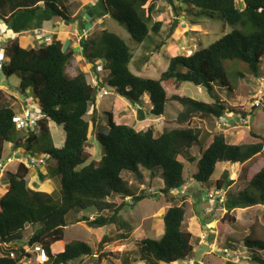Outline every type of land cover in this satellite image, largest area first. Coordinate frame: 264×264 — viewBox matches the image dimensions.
Listing matches in <instances>:
<instances>
[{
  "label": "trees",
  "instance_id": "1",
  "mask_svg": "<svg viewBox=\"0 0 264 264\" xmlns=\"http://www.w3.org/2000/svg\"><path fill=\"white\" fill-rule=\"evenodd\" d=\"M66 1L0 0V21L14 34L35 31L43 22L52 19L74 23L78 17L71 16ZM152 1L96 0L87 8L91 16H106L123 25L132 41L140 45L149 32L158 34L162 26L161 20H151ZM182 1L190 11L194 10L191 24L199 23L201 19H216L231 30L190 55L165 56L167 67L157 79L143 78L131 72L132 51L116 33L101 29L80 39L85 60L93 65L97 61L103 62L102 71L106 72L103 85L107 91L141 105L147 95L148 110L154 117L165 113L167 102L176 101L181 107L175 116L177 126L164 129L158 136L152 127L137 131L132 126L117 124L108 109L105 111V134H95L103 148L99 160L93 159L86 150L90 122L84 119L90 103L95 102L97 87L87 82L83 71L73 77L66 73L65 69L75 55L73 49H63V38H53L48 45L32 48L20 47L17 37L0 43V54L8 58L1 72L6 77L17 74L20 91H31L41 114L33 131L28 127L18 130L12 100L0 89V163L4 145L10 143L27 156L35 153L54 160L53 171L60 177L58 191L43 192L29 187L26 177L30 169L23 163L17 165L15 172L6 173L7 190L0 197V264H23L22 260L28 257L25 250L35 246L42 248L46 257L44 264H80L84 257L93 254V250L79 240L62 243L64 227L69 224L82 222L90 229L115 225L117 229L131 231L119 215L128 205L125 198L130 197L134 204L150 194L142 191L136 195L121 177L125 171L138 180L142 179L143 171L151 179L160 178L162 187L158 192L169 196L172 202H180L166 209L159 239L144 238L137 242L140 261L173 264L192 257L191 233L182 226L185 197L171 195V191L185 185V164L195 161L189 150L200 143V131L190 123L194 118L222 119L227 113L236 114L230 105L232 98L222 99L216 87L230 94L234 90L230 77L242 79L250 75L260 78L264 58V0H243L242 9L237 7L236 0ZM185 82L201 87L212 101L208 103L184 95L167 97L164 84L172 83L179 88ZM49 122L60 126L64 132L60 148L54 146ZM250 135L258 142L234 145L228 143L222 133L213 134L196 162L194 181L209 186L218 162L241 165L261 153L264 135L254 130ZM44 176L38 174L41 181ZM246 181L244 188L235 191L229 190L233 182L227 171L214 181L216 191L226 192L225 213L214 225L217 233L223 234L227 224L235 222L232 215L235 209L264 205V165ZM112 196H117L118 201H109ZM80 211L97 215L93 219L88 215L67 218L70 212ZM27 224L37 228L25 243L17 246ZM103 244L101 240L97 251L102 250ZM6 245H12L11 250ZM51 245L56 246V252L52 251ZM242 245L251 251L253 264H264L263 235L256 236L251 230L243 238ZM1 247L5 249L1 250Z\"/></svg>",
  "mask_w": 264,
  "mask_h": 264
},
{
  "label": "rangeland",
  "instance_id": "2",
  "mask_svg": "<svg viewBox=\"0 0 264 264\" xmlns=\"http://www.w3.org/2000/svg\"><path fill=\"white\" fill-rule=\"evenodd\" d=\"M81 4H83L82 0H72V3L68 8L72 16L75 11H78V8L80 12L78 15H76L77 17L81 15L82 12L84 13V9L80 7ZM151 5L153 7L151 20L152 22L161 20L163 22L162 28L159 34L149 32V35L140 45L132 41L126 28L123 25L116 23L109 17L105 21L101 22L98 26L116 33L125 41V43L129 46L133 54V59L129 64V68L132 73L143 78H159L160 74L166 69L168 64L165 56L173 57L177 55H190L194 50L198 49L199 47H207L212 42L219 39L225 33H228L231 30L228 25L216 19H206V21H203L200 18L201 22H199V26L190 25L191 20L195 17L193 16L194 10L193 12L190 11V7L183 3L182 0H174L176 14H174L172 8L168 4V1L166 0H153ZM236 5L237 7H241L242 0H236ZM87 13L89 14V16H91L90 11H88ZM75 25L77 26V28L80 27L79 20L78 22H76ZM90 25L87 26V29ZM94 27L97 28V26ZM90 34L91 33L88 29L87 34L84 35V38H88ZM168 42H173L175 44H168ZM78 58V55L74 56L72 61L69 63L67 69H65L66 73H68L70 76H73L75 72L78 73L79 71H81L79 70L80 68L78 66L76 68L75 64V62H77L78 64ZM144 58H147L148 60L141 64ZM94 68L96 71V65L94 66ZM260 70V78H254L250 75H247L245 78L242 79H235L233 77H230L231 83L233 84L234 88L233 92L230 94L216 87L217 92L222 99H227L228 96L230 97V99L232 98V100H230V105L235 108L237 112L236 114L228 113L225 115L224 118L217 120H193L190 125L193 127H198L204 132H212L213 134L222 133L226 138V141L230 142V144L238 145L258 142L257 139L253 138L250 135V131L254 130L264 135V58L262 59ZM85 71L87 72V82L92 86H96L98 92V94L96 95L95 102H93V104L96 105V109H94L93 112L94 105L90 103L87 115L84 116V118L90 122V131L86 150L90 153L93 159L99 160L103 153V148L96 140L95 134L97 132L105 134L107 130L105 111H107L108 109H111L116 123L133 126L137 130H145L146 128L151 126L155 132V136H158L163 129H169L177 126L175 122V116L181 107L176 101L167 102L165 104V113L159 118L154 117L149 113L148 108H150V104L148 103L146 95L143 97L142 105L131 103L129 100L123 98L122 96H119L114 92L107 91L105 89L106 87L103 85V79H105V77L103 78V76H105V73H103L102 75L101 70L98 69V71H96L97 73L95 72L97 75L94 74L93 76L90 75L88 68H85ZM18 79L19 78L17 74H13L9 77H6L0 71V81L3 86H6L7 88L16 87L18 85ZM164 86L169 99L173 95H184L208 103L212 101L205 90H203L201 87H196L188 82L182 83L179 88L175 87L172 83L164 84ZM11 94H13V92ZM8 96L12 100L13 107H17L18 104L16 103V99L14 98V96L10 94H8ZM20 98L24 99V96H21ZM34 105H36V103H34ZM93 124L95 125L94 127ZM51 132L54 146L60 148L64 142V132L62 128L53 123L51 124ZM210 140L211 138L208 137L204 141V145H207L208 142H211ZM8 147L11 150L12 145L8 143L4 145L2 156L4 160L10 155V150L8 149ZM14 150H16V148L13 149L11 152H13ZM196 150L197 149L194 148L195 153H197ZM20 152L21 151H19L17 155L14 156L16 160L13 158L12 162L9 163L7 167L5 163L2 162L1 164L0 194L2 195L5 193L3 191L4 183L2 181L6 179V173L15 172L17 165L19 164L18 159L22 157ZM36 155L35 153H33V156ZM48 160L50 159H47L43 167L48 166ZM8 161L9 160L6 159V162ZM263 165L264 150L261 153L255 155L251 160L241 165H224L221 167V169H217L216 173L220 176L221 172L225 169L229 174V178L233 182L229 190L235 191L244 188L248 176L257 172ZM185 167L184 177L186 179V182L192 183L191 181L187 180H189L194 171L193 164L186 163ZM52 175H55L53 170L52 173L48 174V176L51 178ZM32 176L34 175L28 174V176L26 177V181L29 186H32ZM121 177L129 185L132 181V187L134 188L135 186L137 190H140V192H142L143 187L139 183L135 182L138 180L135 175L125 171L121 173ZM147 178L148 179L146 181V186H152L149 188V190L153 188L151 189V192H154V194L158 195L159 184L153 183L154 181H156L157 178ZM216 178H218V175L216 176ZM56 184H58L57 179L56 182L54 181L53 184L50 185H52V188H56ZM207 185L208 184H203L201 186L199 183L197 184V182L194 181L191 185V187L195 190L194 191L191 187L186 184L187 189L185 191L186 193L184 194L186 196L187 193L189 194L188 196H190V201H186V203H184L186 209L184 217V228L189 227L190 224H195L197 229L199 227L202 231L204 228L209 231L207 232V239L205 238L206 252H209V255L205 254L204 257H200L201 252L197 251L193 255V262H179L176 264H198V260H201L203 264H253L250 261V255L247 253L248 251L243 248L242 240L243 238H245L246 235L250 233L251 230L256 236H264V205H257L237 210L235 209L232 213L235 218V222L227 224L224 229V235L219 234V236L216 237L215 233L211 230L214 229L215 222L221 217L219 219H216L214 222L209 223L208 225L204 220L205 217L202 205L205 206L204 203L208 201L206 196L208 190L212 188L211 186ZM212 185L214 188V184ZM58 188L59 187L56 188L57 191ZM146 188L147 187H145V189ZM56 189H54V191ZM151 192L147 193V195L150 194L151 196H153L154 194H151ZM146 199L147 200H143L140 202L145 203L142 204V208L144 207L145 210L149 209L150 211L153 207L158 206L160 207L159 210H155L153 213L148 215H142L146 213V211L143 213L142 211H139V209H137L136 204L135 207L128 208V210L125 211L126 216L128 218L135 219L136 230L139 231L141 234H145L152 237H159V231H151V229L153 227V224L155 223L156 217H159L158 214H160V211L164 209L163 207L165 206V204L170 201L169 196H160L157 198L148 197ZM174 203H179V201L176 200ZM82 213L88 214L89 212L85 211ZM72 215L74 214L70 212L67 215V218H72ZM197 216H199L200 221L198 220ZM113 232V230L109 231L105 227H101L98 229H90L86 227L83 223H77L67 226L64 239L66 242L71 240H82L88 244H93V249L96 252V244L98 243V241H100L101 237L105 234L110 235ZM225 237L229 238L230 244H232V246H236L237 248L232 250H230V248L225 249ZM25 238V240L27 241V236ZM194 238L195 239L193 240V246L196 247L198 246V241L200 240V237L198 238L197 236ZM26 253L28 254V257L22 260L23 264H43L41 251L28 248L26 250ZM118 253L119 251L116 250V247H113L112 249H110L109 253L105 254L107 255L108 260H116ZM82 263L97 264V258L95 255H93L88 258H85Z\"/></svg>",
  "mask_w": 264,
  "mask_h": 264
},
{
  "label": "crops",
  "instance_id": "3",
  "mask_svg": "<svg viewBox=\"0 0 264 264\" xmlns=\"http://www.w3.org/2000/svg\"><path fill=\"white\" fill-rule=\"evenodd\" d=\"M83 1V4L80 5L81 8L84 9V13L82 12L81 15L78 16V19H76L74 21V23H70V22H66V21H61V20H58V19H52L50 21H46V22H43L41 27L35 31H30V32H25V33H21V34H14L12 33L10 30L7 29V26L0 21V33L2 32H5V31H8V32H11L12 35H13V38L14 37H17L18 39V42H19V45L20 47L22 48H32L34 46H40V45H46L44 44L43 42V39L44 37H49L50 40L52 41L53 38L55 39H60V38H63L64 39V44H63V49H66L67 47L69 48H72L73 51L75 52V55H78V64L77 62H75L76 64V68L77 66L80 68L79 70L83 71L84 74H85V77H87V72L85 71V68H88L89 72H90V75L93 76L94 74H96L99 70H101V74L103 75V73H105V76H106V72L102 71V65H103V62L102 61H97L95 64H96V68L97 70L95 71V64H90L88 63L85 58H84V51H82V48H81V45H80V39H79V35L83 34V35H86L87 34V31L89 29V32L92 34L94 31L96 30H101V29H105V28H102V27H98L99 24L103 21H105L106 19H108V17L106 16H102V17H98V16H89V14L87 13L89 10H88V6H91L94 4V2L96 0H82ZM72 3V0H67L66 2V5L67 7L69 8L70 4ZM174 4V3H173ZM240 9L244 8V4H243V0H242V6L239 7ZM158 10V9H156ZM79 8H78V11L73 14L72 17H76V15L79 14ZM79 20V23L81 24L79 28H77V26L75 25L76 22H78ZM90 22V23H88ZM163 23V22H162ZM91 24V25H90ZM89 26V28L87 29V26ZM190 25L192 26H199V23L197 22L196 24H191ZM94 26H97L94 27ZM77 30L78 34H74L73 33V29ZM99 28V29H98ZM162 28V26H161ZM83 30V31H82ZM161 30V29H160ZM160 32V31H159ZM159 34V33H158ZM7 41V40H6ZM168 44H175L173 42L169 43ZM48 45V44H47ZM72 46V47H71ZM73 56V58H74ZM72 58V59H73ZM72 59L70 60V62L72 61ZM148 59L144 58L142 63L143 62H146ZM0 61L2 62V64H6L8 62V58L7 57H4L0 54ZM69 62V63H70ZM69 66V64L67 65V67ZM88 66V67H87ZM66 67V69H67ZM1 71V70H0ZM96 72V73H95ZM68 74V73H67ZM77 73L75 72L73 76H75ZM69 75V74H68ZM97 75V74H96ZM70 76V75H69ZM71 76V77H73ZM104 77V76H103ZM87 79V78H86ZM18 83H19V79H18ZM18 88V85L16 87H12V88H7L6 86H3V84L1 83L0 81V89L3 90L5 93H8L12 96H14V98L16 99V103L18 104L17 107L14 108V111H15V114H18V115H21L25 109H33L34 111H37V104L34 105V103H36V100L34 99V97L31 95V91L30 90H27L25 92H22V91H18L17 90ZM165 88V86H164ZM13 92V94H11ZM21 96H24V99H21L20 97ZM147 96V95H146ZM168 97V96H167ZM147 100H148V96H147ZM148 103H149V100H148ZM94 105V104H93ZM35 106V107H34ZM95 106V108H94ZM93 106V112H94V109H96V105ZM88 112V111H87ZM228 114V113H227ZM87 115V114H86ZM160 117V116H159ZM158 117V118H159ZM156 118V119H158ZM85 119V118H84ZM113 119L114 116H113ZM210 119H216L214 117H210V118H194L193 120H199V121H205V120H210ZM217 120V119H216ZM115 121V120H114ZM144 121V120H143ZM116 122V121H115ZM142 122V121H141ZM51 124H53V122H49V131H50V134H51V137H52V132H51ZM118 124V123H117ZM95 125L93 124V127ZM133 127V126H132ZM151 127V126H150ZM193 127V126H191ZM135 130H137L135 127H133ZM196 129H198L200 131V143L199 144H196L194 145L190 150H189V154L191 156H194L195 157V161L193 163H189V164H193V167H194V171L191 175V177L189 178V180L187 181H191L192 183L194 182V179H193V174L196 172V162L198 160V158L200 157L202 151H204L208 145L210 144V142H208L207 145H204V141L210 137L211 140H212V132H204L202 131L200 128L198 127H195ZM147 129V128H146ZM145 129V130H146ZM164 130V129H163ZM162 130V131H163ZM94 131V130H93ZM92 131V132H93ZM137 131H140V130H137ZM144 131V130H142ZM161 131V132H162ZM155 133V132H154ZM226 139V138H225ZM52 140H53V137H52ZM210 140V141H211ZM230 143V142H228ZM10 144V143H8ZM12 145V144H11ZM194 148H196L197 150V153L194 152ZM8 149L10 150V148L8 147ZM13 149H15L12 145V148L10 150V155L8 158L9 161L6 162V159H2V162L5 163L6 167L9 163L12 162L13 158L16 160V158L14 157L15 155H17V153L19 151H21V155L22 157L19 160L18 163H22V161L25 159V157H27V154H25V152L22 150V149H16L14 150L13 152H11ZM12 153V154H11ZM92 157V156H91ZM251 160V159H250ZM48 166L47 167H43V166H38L36 168H31L30 169V173L29 174H33L34 176H32V186H29L35 190H38V191H43V192H52L54 191V189H56L57 187H59V181H60V177L58 175H52V177L50 178L48 176V174L52 173V170H54L56 164H55V161L50 159L48 160ZM224 165H231V166H235L234 164H230L228 162H218L215 166V170L210 178V185H212L214 183V181L216 179H218L220 176L219 174L216 173V170L217 169H221L222 166ZM186 168V167H185ZM226 171L225 169L221 172V174ZM35 172V173H34ZM39 173H42L44 174V180L41 181L38 177V174ZM143 173V177L141 180H137L135 182L139 183L140 185H142V191H146V190H149L150 187L152 186H146V181H147V177H149V174L145 171L142 172ZM219 173V172H218ZM218 175V178H216V176ZM3 176V175H2ZM214 177V179H213ZM185 178V177H184ZM56 179H57V187L56 188H52V185L50 184H53V182L55 181L56 182ZM156 179V178H155ZM4 183V192L7 190V186H6V182L5 181H2ZM161 182V183H160ZM153 183H158L159 184V187L158 189H160L162 187V181L160 178H157L156 181H154ZM185 183L191 187L192 183H187L186 182V179H185ZM183 185L180 189L178 190H174V191H171V195L175 194L176 196L178 197H182L184 196L185 197V200H184V203H186V201H190V196H188L189 194L187 193V196L184 194L186 193V189H187V186ZM198 184V183H197ZM130 185L131 187L133 186L132 185V181L130 182ZM201 185V184H200ZM209 185V186H210ZM202 186V185H201ZM145 187H147L145 189ZM212 187V188H211ZM208 190V194L212 193V192H216L215 188H213V185L211 186ZM134 188H136L134 186ZM132 187V190L133 192L138 195L140 194V190H137L134 189ZM192 188V187H191ZM153 189V188H151ZM150 189V190H151ZM193 189V188H192ZM57 190V189H56ZM55 190V191H56ZM194 190V189H193ZM195 191V190H194ZM220 194H223L224 196V199H225V193L224 191H221L219 192ZM2 196V194H0V197ZM160 196H164L162 193L159 192L158 195L154 194L153 196H148V197H152V198H157V197H160ZM147 197V198H148ZM189 197V198H188ZM207 197V196H206ZM109 201H113V202H117L118 201V197L117 196H112L111 198H108ZM143 200H147L146 198L145 199H142L141 201ZM125 201L127 202L126 204H128L124 209H122L119 213V215L121 216V218L127 223V225L129 226V229L131 228V231H129L128 229H117L115 227V225H107L105 226V228H107V230L111 231L113 230L114 232L110 235H107L105 234L104 236L101 237L100 241L103 240L104 241V244H103V247H102V250L101 251H97V247H98V243L100 241H98V243L96 244V252L94 251V247L91 245V244H88L92 250H93V255L96 256L97 258V264H145L144 261H140L139 259V250H138V246H137V242L141 239H144V238H149V239H159L163 233V228H164V224H163V215L166 211V209L168 207H170L171 205L173 204H179V203H174L172 201H169L165 204V206L163 207L164 209H162L160 211V214H158L159 217H156V220H155V223L153 224V227L151 229V231H155V230H158L159 231V237H152V236H148V235H145V234H141L139 231L136 230V222H135V219L133 218H128L126 216V213L125 211L128 210V208H132V207H135L136 204H137V209H139V211H142L146 213L142 214V215H148V214H151L153 213L155 210L158 211L160 207L158 206H155L153 207L150 211L149 209L148 210H145V208L143 207L142 208V204H145L144 202L140 203L141 201L137 202V203H134L133 204V201L130 197H126L125 198ZM130 202V203H129ZM140 203V204H139ZM205 206L202 205V208L204 210V220L206 221V224L208 225L209 223H212L214 222L216 219H219L220 217H222L223 213H225V209H224V205L221 203H215L214 206H212L211 203H209L208 201L204 203ZM157 205V204H156ZM162 207V206H161ZM207 207V208H206ZM142 208V209H141ZM237 210V209H236ZM185 213H186V209H185ZM105 215L107 214H110V213H104ZM82 215H88L90 219H93L97 213L95 212H89L88 214H83L82 211L78 212V213H74V215H72V219H76L78 217H81ZM185 217V216H184ZM198 220L200 221V218L199 216H197ZM185 219V218H184ZM203 221V220H202ZM79 223H82V222H79ZM74 224H77V223H74ZM84 224V223H83ZM69 225H73V224H69ZM85 225V224H84ZM68 226V225H67ZM67 226L64 227V233H63V241L62 243L66 244L68 242H71V241H68L66 242L64 237H65V231L67 229ZM86 226V225H85ZM182 226L184 228V221L182 223ZM87 227V226H86ZM33 228V229H32ZM37 228V226H30V225H25L23 231L21 232L22 234V240L19 241L17 243V246H20L22 245L26 240V236L27 238H29V236L34 232V230ZM29 229H30V232H29ZM32 229V230H31ZM98 229V228H97ZM186 229L188 232L191 233V244L192 246L194 245L193 244V240L195 239L194 237H197L198 238L203 234V235H207L208 236V233L209 232L207 229H203V231L198 227V229L196 228L195 224H190L189 227L187 228H184ZM212 232L215 233V236L218 237L219 236V233H217L214 229L211 230ZM225 233V232H224ZM223 234H220V235H224ZM197 235V236H196ZM212 237V236H211ZM214 238V237H213ZM207 239V238H206ZM205 239V240H206ZM203 240H199L198 241V246L194 247L193 246V253H192V257L190 259H187V260H183V261H177L173 264H176V263H186V262H193V255L195 254V252H201L200 253V257H204L205 254L209 255V252H206V241ZM216 240V239H215ZM225 240L226 242L224 243V247L225 249L227 248H230V250L232 249H236V248H231L232 247V244H230V239L225 237ZM79 241H82V240H79ZM228 241V243H227ZM84 242V241H83ZM86 243V242H85ZM95 243V242H94ZM7 246V249L8 250H11L10 248H12V245H6ZM9 247V248H8ZM113 247H116V250L119 251V253L117 254V257H116V260H108L107 259V255L105 253H109L110 249H112ZM244 249H246L244 246H243ZM5 248L1 247V250H4ZM28 249V248H27ZM51 249L53 252H56L57 251V248L55 245H51ZM247 250V249H246ZM248 254L250 255L251 251L247 250ZM233 252V251H232ZM2 255V253L0 252V256ZM41 256L43 258V264H44V260H46V257L44 256V253H43V250L41 248ZM90 256H87V257H84L80 264H83L82 261L85 259V258H88ZM201 262V260L197 261V263ZM202 263V262H201ZM160 264H165V263H160ZM203 264V263H202Z\"/></svg>",
  "mask_w": 264,
  "mask_h": 264
},
{
  "label": "built area",
  "instance_id": "4",
  "mask_svg": "<svg viewBox=\"0 0 264 264\" xmlns=\"http://www.w3.org/2000/svg\"><path fill=\"white\" fill-rule=\"evenodd\" d=\"M73 33L74 34H78L76 28L73 29ZM13 35L7 31L0 33V43L3 41H6L8 39H12ZM79 38H84V35L81 34L79 35ZM44 44H49L51 42L49 37H44L43 39ZM2 68V62L0 61V69ZM106 93V92H105ZM41 117V114L39 113V111H34L33 109H25L24 112L21 115L16 114L14 116V121L16 122L17 125V129H25L26 127H28L30 130H34L35 129V122L36 120H38ZM48 157L46 156H27L25 157V159L22 161V163L24 164V166L26 168H36L38 166H44L46 161H47ZM152 190H148V192L150 193ZM154 192H151V194H153ZM207 200L209 203L212 204V206L215 205V203H219V204H223L224 203V196L223 194H220L218 191L216 192H212L210 194L207 195ZM207 237V235H201L200 236V240L203 241L205 240V238ZM33 249L37 250V251H41L39 246H35L33 247ZM27 250V249H26ZM25 250V251H26ZM11 257H13V254H10ZM198 264H202L201 262H199Z\"/></svg>",
  "mask_w": 264,
  "mask_h": 264
},
{
  "label": "water",
  "instance_id": "5",
  "mask_svg": "<svg viewBox=\"0 0 264 264\" xmlns=\"http://www.w3.org/2000/svg\"><path fill=\"white\" fill-rule=\"evenodd\" d=\"M167 1H168L169 6L172 8V11L174 12V14H176V9L174 7L173 1L172 0H167ZM17 90L20 91V88L18 87ZM123 98L127 99V97H125V96Z\"/></svg>",
  "mask_w": 264,
  "mask_h": 264
},
{
  "label": "clouds",
  "instance_id": "6",
  "mask_svg": "<svg viewBox=\"0 0 264 264\" xmlns=\"http://www.w3.org/2000/svg\"><path fill=\"white\" fill-rule=\"evenodd\" d=\"M7 32H8V31H7ZM9 33H11V32H9ZM11 34H12V33H11ZM3 65H4V64H2V66H3ZM0 70H1V69H0ZM15 115H16V114H15ZM36 121H37V120H36ZM1 164H2V162L0 163V168H1ZM146 192L149 193L148 190H146ZM153 194H154V193H153ZM29 249H30V248H29ZM32 249H33V248H32ZM40 249H41V248H40Z\"/></svg>",
  "mask_w": 264,
  "mask_h": 264
}]
</instances>
